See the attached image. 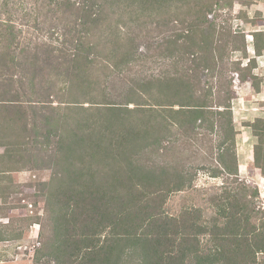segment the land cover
<instances>
[{
	"label": "trees",
	"instance_id": "obj_1",
	"mask_svg": "<svg viewBox=\"0 0 264 264\" xmlns=\"http://www.w3.org/2000/svg\"><path fill=\"white\" fill-rule=\"evenodd\" d=\"M107 1L109 6L104 1L100 8L113 10L112 18L79 15L71 42L77 48L64 54L61 62L48 53L38 68L44 43L28 55L21 56L22 50L15 54L11 26V37L0 43V87H4L0 89V147H26L0 155L2 172L7 169L3 164L10 162L21 165L10 171L36 165L51 172L44 198L51 234L34 251V261L43 257L51 264H264V210L252 207L250 200L242 203L248 191L223 188L220 198L213 200L218 205L209 219H203L198 208H185L176 215L165 210L169 196L190 189L193 182L189 168L175 160L177 146H171L180 140L181 130L189 131L185 136L198 130L215 133L219 139L216 166L210 176L238 178L231 102L234 75L242 82L251 79L256 92L261 83L249 74L253 57L245 67L231 61L234 52L248 55L245 34L231 32V26L220 27L239 41L227 57L232 77L226 70H217L227 44L217 47L213 40L208 44L204 40L208 47L199 57L185 50L194 38L189 33L197 31L186 26L183 54H168L166 59H184L194 66L199 61L203 72L195 79L196 86L167 78L121 79L119 67L131 66L142 55L141 39L130 33L155 21L173 1ZM199 6L197 18L216 26L210 16L213 10L229 8L231 2L200 0ZM108 29L113 31L110 35ZM182 33L173 37L174 43ZM260 36L262 43H258ZM173 38L162 42L168 51ZM252 38L254 57H258L264 50V34L253 32ZM105 54L114 60L103 59ZM119 59V64H113ZM147 59H152L150 52ZM113 71L119 81L113 82L116 93L108 90L107 83ZM213 79L221 85L216 92L222 100L216 97L214 105V97H208L195 103L194 90L212 91ZM126 83L131 86L121 94ZM150 87L161 101H143ZM136 89L140 94L133 93ZM248 126L257 139L254 166L264 175V118ZM249 194L254 200L257 191ZM3 241L7 239L0 230Z\"/></svg>",
	"mask_w": 264,
	"mask_h": 264
},
{
	"label": "rangeland",
	"instance_id": "obj_2",
	"mask_svg": "<svg viewBox=\"0 0 264 264\" xmlns=\"http://www.w3.org/2000/svg\"><path fill=\"white\" fill-rule=\"evenodd\" d=\"M104 1L106 6H109L107 0H97L95 3L92 0H0V43L6 42L5 36L9 35V38L11 37L9 29V26H11L13 28L12 34L15 33L13 39L16 41V45L11 44L15 54L22 50L21 56L28 55V53L34 51V46L39 47L44 43L38 56V68L42 65V59L46 60L48 58V53L53 57L58 56V59H60L58 62H61L64 54L66 57L73 52L72 50L77 48L71 45V42L77 32L76 19L79 15H87L89 17L91 13H96L102 17L112 18L110 14L113 10L106 8L105 11L104 8H100ZM171 1H173V5L162 12V14H158L155 21L140 24L132 30L133 33H130L137 37L138 41L141 39V44L143 45L139 49L142 55L136 56L137 62L131 66L119 67L118 71L123 73L121 79L151 80L167 78L170 81L184 83V85L187 82L192 87L196 86L195 79L200 77V73L203 72L199 70V61L194 66L188 60L166 59L168 54L180 56L183 54L185 46L183 36L185 35L186 26L187 28L192 27V29L197 31L189 33L194 38L186 44L185 50L194 52L199 57L203 56V51L208 47V45L205 46L204 40L207 44L213 40L214 45L217 47L222 45V43L227 44V47L222 52L223 59L217 63V70H226L228 76L232 77L231 74L233 73L230 74V60H227V57H230L233 46H239V41L230 32L220 27L231 26V32L245 34L248 55L243 56L234 52L231 55V61L237 60L241 62V66L245 67L253 57L254 64L251 62L249 74H252L257 80H261V83L260 91L256 92L251 85V79L242 82L234 75L231 102L233 123L237 132L235 154L238 163V155L242 153L241 150L238 151L237 146L242 142V139H239V134L244 131L251 134L252 131L248 125L256 119L253 116L254 113L251 118H246V115H244L247 114L245 110L249 109L252 112L253 110L251 109L253 108H258V110L261 108L255 113L256 115L262 113L258 118H264V50L260 56L254 57L252 38L253 32H262L264 34V0H230L231 7L218 11L215 9L213 10V15H210L211 18H215L214 23L216 26H212L197 18V11L201 7L199 6L200 0ZM116 13L119 14L117 10ZM114 17L116 18V16ZM120 22L122 21L120 20ZM110 24L114 25L113 20ZM112 32L111 29H108L107 34L110 35ZM181 32L184 33L174 43L175 38L173 37H178ZM166 38H173L170 51H168L169 48L166 50L165 44L162 43ZM258 43H262L261 36ZM149 48L151 49L149 50ZM149 52L152 59L144 60ZM44 53H47V56H44ZM97 58L101 60L98 54ZM102 58L107 61L114 60L109 54H105ZM120 60H115L116 62L113 64H119ZM139 61L140 63L143 61L145 65L142 66ZM116 78L117 75L113 71V75L107 82L108 90L114 93L116 92L113 88V82L119 83ZM225 78H223V82H225ZM204 81L202 79V82ZM212 85H214L212 91H208L205 88L193 89L194 102L199 103L200 99L208 97H214L211 103L214 105L218 100L221 101L222 95L216 92L221 85H218L215 79L212 80ZM129 86L131 85L126 83L125 89H122L123 92L121 94L125 93ZM0 89L4 90V87H0ZM2 92L0 91V93ZM148 92V98L142 96L144 102L156 103L162 100L155 88L150 87ZM133 93L140 94V91L136 89ZM206 93L208 94L207 96ZM218 96L219 99L217 98V100L216 97ZM242 105L244 106L243 108ZM188 132V130H181L180 140L171 146H177L175 148L177 153L175 154V160L182 162L189 168L191 175H193V182L190 189L169 196L165 206L168 214L176 215L185 208H198L202 210V218L209 219L215 213L214 208L218 205L213 200L220 198V195L224 192L223 188L233 189L236 187L242 192L248 191L247 194L249 196L247 200L242 199V203H249L248 200H250L252 201V207H256L260 211L264 210V186L261 188V195H259L258 187L252 181L247 183L239 174L237 179L225 176L212 178L210 176V174L214 173L213 170L216 166L214 158L215 147L219 140L217 135L198 130L194 134L185 136L184 134ZM256 144L257 139L255 138ZM163 146H167V144H163ZM20 150L24 151L26 147H0V155L17 153ZM156 162L161 164V159H157ZM7 164H3V167L6 166L5 168L7 169L2 172L0 160V230L2 231V236L10 242L3 243L2 246L0 244V262L11 261V259L20 256L18 260H28L30 264H51L43 257L37 262L33 259L34 251L40 248L51 234V226L47 220L44 201L45 186L50 180L51 172L42 167L41 169L35 168L38 167L36 165H27L20 171H10L21 167V165L16 166L17 164H11V162L9 163L10 165ZM251 190L257 191L254 200L249 198ZM238 192L240 193V191ZM240 196L242 197L241 193ZM1 250H6V252L1 253ZM1 254H3V257ZM24 262L28 264L26 261H20L16 264H25Z\"/></svg>",
	"mask_w": 264,
	"mask_h": 264
},
{
	"label": "crops",
	"instance_id": "obj_3",
	"mask_svg": "<svg viewBox=\"0 0 264 264\" xmlns=\"http://www.w3.org/2000/svg\"><path fill=\"white\" fill-rule=\"evenodd\" d=\"M244 106L242 105V108ZM252 112L249 109H246V118H251L252 114L254 118L258 119V116L262 113H258L256 115L255 111L261 110V108H253ZM243 117V115H242ZM254 121V120H253ZM252 121V122H253ZM242 136V137H241ZM239 139H242V142L238 144V151L241 150L242 153L238 155V174L246 180L247 183L250 181L253 182L258 187L259 195H261V188L264 186V176L261 175L260 169L254 166V146H255V137H253L252 133L249 134L247 131L239 134ZM10 241L0 242L1 246L3 243H8ZM20 248V247H18ZM6 252V250H1V253ZM3 257V254H1ZM20 256H17L15 259H11V261H2L0 264H16L20 261H26L30 264V261L20 259ZM25 263V262H24ZM26 264V263H25Z\"/></svg>",
	"mask_w": 264,
	"mask_h": 264
}]
</instances>
